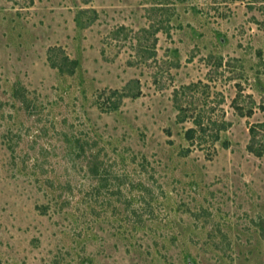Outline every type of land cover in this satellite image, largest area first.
<instances>
[{
    "label": "rangeland",
    "instance_id": "obj_1",
    "mask_svg": "<svg viewBox=\"0 0 264 264\" xmlns=\"http://www.w3.org/2000/svg\"><path fill=\"white\" fill-rule=\"evenodd\" d=\"M261 122L264 0H0V264H264Z\"/></svg>",
    "mask_w": 264,
    "mask_h": 264
},
{
    "label": "trees",
    "instance_id": "obj_2",
    "mask_svg": "<svg viewBox=\"0 0 264 264\" xmlns=\"http://www.w3.org/2000/svg\"><path fill=\"white\" fill-rule=\"evenodd\" d=\"M260 107L263 108V104H260ZM235 108L238 110V112L240 114H246V115H250L251 114V110H246L243 111V108H241L240 106L235 105ZM256 127H259V131H264V122H261L259 124H251L249 127V133L251 135V141L247 144V149L253 153H255L256 155H261V153L263 152V150H256V148L254 147V139L257 135V129ZM189 132V131H188Z\"/></svg>",
    "mask_w": 264,
    "mask_h": 264
}]
</instances>
